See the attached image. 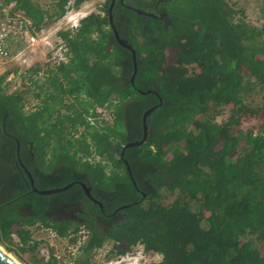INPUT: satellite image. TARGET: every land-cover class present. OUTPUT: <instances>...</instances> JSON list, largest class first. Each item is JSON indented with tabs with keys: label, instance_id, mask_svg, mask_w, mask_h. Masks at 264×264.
<instances>
[{
	"label": "trees",
	"instance_id": "trees-1",
	"mask_svg": "<svg viewBox=\"0 0 264 264\" xmlns=\"http://www.w3.org/2000/svg\"><path fill=\"white\" fill-rule=\"evenodd\" d=\"M4 1L36 25L84 2ZM164 1L166 26L154 17L145 25L131 19L128 36L139 59L134 84L117 60L122 53L110 42L107 15L96 9L77 28L57 32L67 47L65 62L43 75L39 63L28 66L22 70L27 78L11 90L10 70L0 73V188L13 191L10 176L13 187L23 186L1 165L12 162L8 141L14 147L15 138L33 139L40 163H59L44 186L73 183L49 195L30 190L27 203L37 199L43 208L47 196L78 201L91 215L72 264H91L93 250L106 240L116 253L140 243L161 255L155 264H264V0L259 23L232 0ZM30 95L34 106H28ZM103 105L113 107V120L94 127L85 114ZM151 106L146 141L119 157L124 142L141 138L143 112ZM252 117L256 123L243 129V119ZM76 180L98 188L93 194L105 214L126 205L105 232L95 222L99 205ZM35 221L0 202V244L25 264H58L54 255H35L39 241L29 227ZM41 223L59 235L78 229Z\"/></svg>",
	"mask_w": 264,
	"mask_h": 264
},
{
	"label": "flooded vegetation",
	"instance_id": "flooded-vegetation-1",
	"mask_svg": "<svg viewBox=\"0 0 264 264\" xmlns=\"http://www.w3.org/2000/svg\"><path fill=\"white\" fill-rule=\"evenodd\" d=\"M165 3L166 1L164 0H103V15H107L108 25L106 26L108 29L111 30L110 42L113 44V46L121 50L122 57L121 59L117 60L123 63L124 67L122 66L121 68L124 70V72L130 74L128 78L131 84H134L133 81L134 76L137 73L139 59L137 57L136 50L134 49L135 54H133L128 47L122 44V40H127V42L131 43L128 35L130 33V30L132 29L131 19L134 17H136L137 20L142 23V25H145L150 17L158 18L159 20H163L164 26H166L170 22V19L165 8ZM138 9L140 11H138ZM152 85L156 86L155 83H153ZM138 90L140 92H146V90L144 91L139 88ZM146 110H144V112ZM148 124L149 122L146 118L147 136L150 125ZM126 142H124L123 145ZM8 144L12 162L8 161V163L1 165L3 166V168H8L7 170L10 171L6 173V175H12L17 178L19 177L21 182L23 183V186H18L17 184H15V187H13V178L10 176L9 178L11 183L8 182V184L10 183L9 189L12 187L13 191L9 193L6 190L7 187H1L0 202L3 203V201H5L6 203L13 205L16 211L22 216H32L33 219H36L34 224H42L41 218H45V220L49 219L51 220V222L55 221L60 222L62 224L71 223L72 227L78 225V229L76 231L84 230L88 233L89 229L86 227L87 225L85 219L91 217V215L87 214L88 210H86L85 208L87 205L86 203L78 201H57L50 196L43 198V203L45 205L43 208L40 207V205L37 203V199L35 200V202L27 203L25 193L29 192L30 190L37 192L32 189V186L36 187L37 189L51 188V186L47 187L44 185H49L50 181L47 178L51 177V170L55 169L59 165V163L52 165L49 168H47V165L45 163H40L39 147L36 145L33 139H26L25 141L21 142L19 139L15 138L16 145L14 147L12 146L10 141H8ZM118 153L120 157L121 151ZM9 178L6 177V179ZM87 186L90 188V193L92 196L90 197L87 195L88 198L92 202H95L99 205L101 209V214L104 216L103 218H101V214H95L97 218H100L98 220H95V222L100 227V231L105 232L107 226L111 225L117 220V218L122 216V213H118V211L121 209V207H125L126 205L123 204L121 205V207H117L112 212H106L105 214L102 203L98 198L94 196L95 193H98V188L95 187V189H93L92 185L90 184H87ZM38 194L49 195L50 193ZM121 245L125 246L126 243L121 242Z\"/></svg>",
	"mask_w": 264,
	"mask_h": 264
},
{
	"label": "built area",
	"instance_id": "built-area-1",
	"mask_svg": "<svg viewBox=\"0 0 264 264\" xmlns=\"http://www.w3.org/2000/svg\"><path fill=\"white\" fill-rule=\"evenodd\" d=\"M95 9L96 12L103 15L104 7L101 2L98 3V6H95ZM90 11L81 10L80 7L67 8L64 14L56 19L57 22L62 23V26H59L52 33H45V30L48 29L45 26L46 24L36 25L33 19L22 11L12 10L11 3L0 0V62L15 58L19 65L29 62L31 64L32 61L29 59L34 55L31 52H36L37 49L41 50L43 54V58L41 59L42 65L55 66L60 62H65L68 58L67 47L57 32L61 29L77 28L80 24V18ZM113 112V107L107 105L94 106V108H89L85 114V118L92 126L99 127L112 122L114 117ZM31 230H33L32 227ZM34 230H46L50 238L66 237L72 241V246L65 245L58 252L54 250L52 253L48 249L46 252H42L41 257L45 259L50 255H54L58 264H72L80 250V246L87 236V232L84 230L59 235L50 226H44L42 224L35 225ZM72 237H75V239L72 240ZM100 246L97 248L99 249ZM112 248L113 243L108 245L104 254L112 251ZM127 258H129V254L124 256L120 253L115 258H110L108 264H122Z\"/></svg>",
	"mask_w": 264,
	"mask_h": 264
},
{
	"label": "rangeland",
	"instance_id": "rangeland-1",
	"mask_svg": "<svg viewBox=\"0 0 264 264\" xmlns=\"http://www.w3.org/2000/svg\"><path fill=\"white\" fill-rule=\"evenodd\" d=\"M42 6L46 7L48 6L49 2L51 0H38ZM233 2H235V7H243L245 9V14L247 19H249L250 21L254 22V23H259V0H232ZM99 2H103V0H84V2H82L79 6H77L76 8H79L81 10H95V6L97 5V3ZM47 4V5H45ZM48 29L45 30V33H49V32H54L55 30H57V28L60 26H62V23L57 22L56 19H49V21L46 23L45 25ZM42 51L40 50V53ZM43 55V54H42ZM40 55H36L34 54L31 59L29 60H41ZM18 64V65H17ZM19 63L18 61L13 58L7 61H1L0 62V73L6 71V70H10L11 73H8L7 76L5 77V79L7 81H9V86L7 87L8 89L11 90L12 86H15L17 84H19L20 82H22V80L25 78H27L26 73L25 74H21V73H16L19 68ZM44 72H46L49 67H47L46 65L44 66ZM24 70V69H23ZM43 72V74H44ZM16 73V74H15ZM28 97V96H27ZM28 101L30 102L28 104V106L32 105L34 106L36 100L33 99V97L30 95L28 97ZM227 109L224 111L223 114L218 116V120H220L222 117H225L227 115ZM257 121L256 118H248V119H243V122L241 123V126L243 129H246L248 127H251L253 124H255ZM79 133V132H78ZM174 195H170L167 199L171 200L173 198ZM37 224H33L30 225L29 227L33 228L32 230V236L35 240H39V243L37 244V246H35L34 253L36 256L40 257L42 252H46V250L48 249L49 251H51L53 253L54 250H56V252L62 250V248L66 245H71V240L67 239L66 237H57V238H50V236L47 234L46 230H38L35 231L34 230V226ZM13 239L16 240V236L13 234ZM112 243V241L110 240H106L104 241V243L100 246V248H95L93 250L90 262L91 264H108V260L110 258H115L117 255H119L120 253H116L115 250L112 248V251L104 254L106 248L108 247V245H110ZM2 247H4L14 258H16V260H18V262H20L21 264H25L22 260H20L12 251L8 250L4 245L0 244ZM260 248L262 249V251L264 252V241L260 243ZM121 254H123L124 256H127V254H129V258H127L126 260L123 261L124 264H155L161 257V255L159 253H151V252H146L143 249L142 244L137 243L132 245L129 249L125 250L124 252H122ZM45 259V258H44ZM58 263V262H57ZM122 263V264H123Z\"/></svg>",
	"mask_w": 264,
	"mask_h": 264
},
{
	"label": "water",
	"instance_id": "water-1",
	"mask_svg": "<svg viewBox=\"0 0 264 264\" xmlns=\"http://www.w3.org/2000/svg\"><path fill=\"white\" fill-rule=\"evenodd\" d=\"M138 11H140V10L138 9ZM122 44L125 45L126 47H128L132 51V53L135 54L134 47H133V45L130 42H127V40H122ZM133 56H135V55H133ZM148 90H153V89H150L149 88ZM152 108H153V106L149 107L144 112V114H143V123H144V133H143V136L140 139L126 142L123 145L122 149H121V154L120 155H122V153L124 151V148L126 146H129V145H138V144H141L144 141H146V138H147L146 118H147V115L151 112ZM125 165H126L127 170L130 172V167H129V165H128L127 162H125ZM130 174H131V172H130ZM131 178L133 179L132 175H131ZM78 182L82 185L85 193L88 196L92 197L91 196V193H90V188L87 186V184L85 182L81 181V180H79ZM72 183H73V181L68 182L67 184H65L63 186L51 187V188H48V189H37L36 187L32 186V189L35 190V191H37L38 193H45V194L48 193L49 194V193H54V192H58V191H61L63 189H66ZM0 264H19V263L16 260H14L12 257H10L7 253H5L4 250L0 247Z\"/></svg>",
	"mask_w": 264,
	"mask_h": 264
},
{
	"label": "crops",
	"instance_id": "crops-1",
	"mask_svg": "<svg viewBox=\"0 0 264 264\" xmlns=\"http://www.w3.org/2000/svg\"><path fill=\"white\" fill-rule=\"evenodd\" d=\"M31 53H33V54L36 53V55H37V54H38V55L41 54V57H40V56H39V57H40V59L43 58L42 52L40 53V50H39V49H37L36 52H31ZM41 62H42L41 60H39V59L37 60V59H36V60H32L31 64H30V62L27 63V64H22V65L19 66V68L21 69V71L18 72V70H19V69H18L16 73H17V74H18V73L24 74V73H23V71H24L23 69H24V68H26L27 66H33V65H36L37 63H39L40 65H42ZM17 65H18V64H17ZM44 68H45L44 66H40V67L38 68L37 74H38V75H43ZM22 70H23V71H22ZM10 73H11V72H10ZM16 73H15V74H16ZM44 73H45V72H44ZM22 82H23V80H22ZM22 82H20V84H21ZM33 98H34V97H33ZM34 99H35V98H34ZM35 100H36V99H35ZM36 102H37V101H36Z\"/></svg>",
	"mask_w": 264,
	"mask_h": 264
},
{
	"label": "bare ground",
	"instance_id": "bare-ground-1",
	"mask_svg": "<svg viewBox=\"0 0 264 264\" xmlns=\"http://www.w3.org/2000/svg\"><path fill=\"white\" fill-rule=\"evenodd\" d=\"M0 247L4 250L5 253H7L10 257H12L14 260H16V258H14L4 247H2L0 245ZM18 262V260H16ZM19 264H21L20 262H18Z\"/></svg>",
	"mask_w": 264,
	"mask_h": 264
},
{
	"label": "clouds",
	"instance_id": "clouds-1",
	"mask_svg": "<svg viewBox=\"0 0 264 264\" xmlns=\"http://www.w3.org/2000/svg\"><path fill=\"white\" fill-rule=\"evenodd\" d=\"M100 3V2H99ZM103 4V2H101ZM36 54V53H35ZM47 67H54V66H49L47 64H45ZM45 65H41V66H45ZM26 69V68H25Z\"/></svg>",
	"mask_w": 264,
	"mask_h": 264
}]
</instances>
